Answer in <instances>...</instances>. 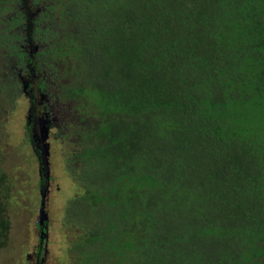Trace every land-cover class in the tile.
Segmentation results:
<instances>
[{"label":"trees","instance_id":"trees-1","mask_svg":"<svg viewBox=\"0 0 264 264\" xmlns=\"http://www.w3.org/2000/svg\"><path fill=\"white\" fill-rule=\"evenodd\" d=\"M59 3L74 176L100 219L82 262L264 264V0Z\"/></svg>","mask_w":264,"mask_h":264},{"label":"rangeland","instance_id":"rangeland-1","mask_svg":"<svg viewBox=\"0 0 264 264\" xmlns=\"http://www.w3.org/2000/svg\"><path fill=\"white\" fill-rule=\"evenodd\" d=\"M59 2L0 0V200L8 224L0 264H85L83 251L92 247L84 243L88 230L100 220L74 176L78 162L72 159L83 143L82 128L73 112L77 103L63 94L75 81V60L59 42L66 28ZM18 76L28 80L31 93L23 92ZM28 107L35 118L30 133ZM31 135L46 149L43 191ZM103 257L92 263L111 264Z\"/></svg>","mask_w":264,"mask_h":264},{"label":"flooded vegetation","instance_id":"flooded-vegetation-1","mask_svg":"<svg viewBox=\"0 0 264 264\" xmlns=\"http://www.w3.org/2000/svg\"><path fill=\"white\" fill-rule=\"evenodd\" d=\"M27 60H29V59H27ZM18 79L20 80V84H21V87H22V90H23V92L26 94V93H31V91H29L28 90V85H30V84H28L27 85V83H28V80H26L24 77H22V76H18ZM29 89H32V87H29ZM28 91V92H27ZM33 95V97L36 99V96L34 95V94H32ZM32 97V98H33ZM31 98V99H32ZM39 99L40 100H42L41 102H40V105H39V107H41V106H43V104L42 103H44V100H43V97L40 95V94H38V101H39ZM32 103L34 104V100L32 99ZM39 103V102H38ZM33 107V106H32ZM29 108V107H28ZM33 108H29V109H27V114H26V119H27V121H26V123L28 124V125H26V126H28L29 127V130L28 131H30V129L31 128H33V125H34V123H35V118L33 117ZM29 122V123H28ZM26 129H28V128H26ZM40 179V178H39ZM41 179H42V177H41ZM36 264H38V261L36 262Z\"/></svg>","mask_w":264,"mask_h":264},{"label":"water","instance_id":"water-1","mask_svg":"<svg viewBox=\"0 0 264 264\" xmlns=\"http://www.w3.org/2000/svg\"><path fill=\"white\" fill-rule=\"evenodd\" d=\"M46 152V149L44 148L43 149V155H44V153ZM43 160H44V163L46 164V158H45V156H44V158H43ZM45 170H46V168H45ZM42 199V198H41ZM41 203H42V200H41ZM42 210V208L40 207V211ZM39 223H40V220H39Z\"/></svg>","mask_w":264,"mask_h":264}]
</instances>
